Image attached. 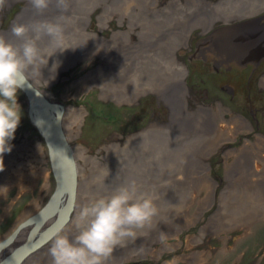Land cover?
<instances>
[{
    "label": "rangeland",
    "instance_id": "1",
    "mask_svg": "<svg viewBox=\"0 0 264 264\" xmlns=\"http://www.w3.org/2000/svg\"><path fill=\"white\" fill-rule=\"evenodd\" d=\"M127 1L130 3L122 11L113 0L93 1L85 24H76L77 14L71 12L68 19L72 24L68 21V28L75 31L67 33L64 28L62 41L66 38L64 42L87 45L74 47L69 43L72 47L58 55L49 39L42 41V51L56 54L29 74L47 96L63 103V128L72 123L73 128L65 131L82 174L83 204L91 197L108 195L134 182L158 207L152 225L138 231L135 237L147 235L153 242L131 246L129 238L114 250L125 246L132 250L111 256L109 261L264 264V207H259L264 201L250 203L256 200L258 185H264L256 184V177L251 178L253 172L264 180V115L260 111L252 113L264 103V92L259 86L260 90L254 92L246 80L241 83L243 77L239 74V81L235 64L225 67L233 64L234 57L205 49L211 45L209 39L230 30L237 19L218 17L208 25L188 23L190 27L186 29L185 23L169 20H183L185 10L192 4L204 10L203 0ZM210 2L207 0L209 6ZM28 6L29 0H5L0 8V32L10 30ZM84 29L94 38L82 42L80 38L88 36L79 33ZM108 47L112 48V59L104 54ZM205 50L212 53L206 54ZM124 52L128 53L126 59L122 57ZM174 59L184 68L182 110L186 121L191 120L182 130L179 126L185 121L180 116L173 120L172 107L166 108L157 93L161 89L158 86L164 88L168 80L167 67L163 65L168 66ZM101 70H107V75H101ZM243 71L248 73L247 68ZM133 80L142 87L133 88ZM228 82L236 87L233 94L222 88ZM17 102L22 118L10 141L12 151L4 154V171L0 172V239L36 212L55 186L46 144L30 123L27 98L20 89ZM200 106L207 111L196 112ZM256 119L258 129L254 127ZM234 124L243 126L233 128ZM181 144L187 150L182 163L190 166L186 173L170 164L173 153L165 148H179ZM161 149L163 164L156 158ZM241 158L247 168L252 167L248 174L241 167ZM149 163L152 172H146ZM80 209H72L57 232L63 229L74 234ZM162 212L174 218L171 228L168 225L163 229L171 221L167 223L168 217H162ZM32 225L23 226V239L18 244L26 240ZM51 239L46 242L49 248ZM48 256L52 259L49 252Z\"/></svg>",
    "mask_w": 264,
    "mask_h": 264
},
{
    "label": "clouds",
    "instance_id": "2",
    "mask_svg": "<svg viewBox=\"0 0 264 264\" xmlns=\"http://www.w3.org/2000/svg\"><path fill=\"white\" fill-rule=\"evenodd\" d=\"M51 2L30 0L38 13L47 10ZM56 2L58 7L66 9L65 0ZM4 4L5 0H0V8ZM11 33L19 43L0 35V172L4 171V154L12 151L10 141L22 118L18 89L27 81L30 70L35 72L46 65L53 55L45 56L39 41L47 37L49 45L60 50L63 28L52 22L32 27L14 24ZM158 213L153 199L141 193L134 182L108 195L91 197L75 218L76 232L69 234L61 229L52 237L51 264H108L114 249L127 239H134L138 231L150 227Z\"/></svg>",
    "mask_w": 264,
    "mask_h": 264
},
{
    "label": "bare ground",
    "instance_id": "3",
    "mask_svg": "<svg viewBox=\"0 0 264 264\" xmlns=\"http://www.w3.org/2000/svg\"><path fill=\"white\" fill-rule=\"evenodd\" d=\"M75 1H77V2L73 3ZM93 1H97V0H73V1L65 0L67 7H66V9H64L63 7L57 6L56 0H52V2L50 3L47 10H45L43 13H38L33 8L32 4L30 3V0H29V6L20 15V19H18L14 24H24V25H28L29 27H32V26H39V25L46 23V22L59 23V24H61L63 29L66 28L67 33H71V30H73V28H71V29L68 28V21H70L68 19V17H69L68 15L70 14V16H72L71 12H74L77 14L76 15V21H77L76 24L88 23L86 18L88 17V11L90 10L89 6L93 3ZM113 1L117 4L120 11H122L124 9L125 4L128 5L130 3V1H127V0H113ZM212 5L213 6H209V8H205L204 10H200L199 8L196 7L197 5L195 6L194 4H192V7L187 8L185 10L183 20L178 21V20H180V18H173L172 20H169V21H172V22L177 21L181 24L185 23L186 29L190 27V26H188L189 25L188 23H193V22H195L196 24L201 23L203 25H208V23H210L211 20L218 18V17H220L222 19H228L230 17H235V16H238V15L243 14L245 12H251L253 9H255L256 2H255V0H251V1L232 0L226 4L220 3V4H216V5L212 4ZM212 12H214V13H212ZM41 15H44L45 17L41 16ZM64 15H66V16H64ZM251 23L252 22H249V23L247 22V23H244V24H241L238 26H233V27H231L230 30H228V31L225 30L224 32H221V34H218L211 41V46L213 47V49L216 52H218V53L221 52L219 54L230 55L234 58L245 57V55H247L248 52L253 53L251 46L257 47V44L255 41L254 31H250L251 28H253V26H254ZM70 24H72L71 21H70ZM191 26L193 27L194 25H191ZM164 27H168V25H165ZM73 31H75V30H73ZM80 32L82 34H88V36H86L84 39L80 38L81 40H83L82 42H87L89 39L94 38L93 33H88L86 30L85 31L80 30L79 33ZM0 35H4L10 42L19 43L17 38L12 35L11 28L8 31L2 32V33L0 32ZM63 35L64 34H62V36ZM181 38L183 39V37H181ZM45 40H48V38L44 37L43 39H41L39 41V43L42 41H45ZM65 40H68V39L65 38ZM105 40L110 41L109 39H105ZM64 41H62V47L60 50L65 49V51H67L68 46L72 47L71 45H69V43L74 44V47H78L79 45H82V44L84 46L87 45L85 43L77 44V43H74L73 41L72 42L71 41L64 42ZM165 44H166L167 48L169 47L168 49H170V45L168 43H165ZM74 47L70 51H73ZM104 49L106 50L104 52V54L108 57L107 59H109V58L112 59V57L114 55L112 53V48L108 47V48H104ZM60 50L57 51V53H59L58 55H60V52H61ZM42 52L45 54V56L50 55V53L47 51H42ZM100 53L103 54L102 51ZM55 54L56 53H53V55H55ZM122 55L121 56L123 58H125L126 56H128V53L124 52V54H122ZM50 57H49V59H50ZM117 58L118 57L116 56L114 58V60H117ZM174 62H173V60H171L170 62H168V66H167V63L164 64L165 66L163 65L164 69H166L165 67H167L166 71L168 73V76H167L168 80H167L164 88L162 86H158L161 89L157 88V90L160 89L157 93L163 97L162 99H163V102L165 103L166 108L170 109L172 107L174 114H175L173 120H178L177 117L180 116L186 122V123L184 122L185 124L183 123L179 126L180 130H182L187 126L188 123H191V120L186 121L187 117L182 110V107H183L182 103H183V96H184V88L182 85V75H183L184 68H182L183 65L181 62H178L176 59H174ZM101 71H102L101 75H107V70L106 71L101 70ZM28 78L31 80V82L34 85L38 84L35 80H32V78H30L29 75H28ZM146 82L148 83V81H146ZM132 83L133 84H131V85L134 86L133 88H136L139 86L142 87V85L137 84L138 81H137V83H135V81L133 80ZM247 88H248V86H247ZM138 89L139 88H137L135 90H138ZM135 90H133V92H135ZM201 108H202V106L198 107V110L196 109L197 110L196 112L207 111V110L201 109ZM193 122H196V121L193 120ZM210 123L212 124V121ZM241 126H243V125L234 124L232 127L234 128V127H241ZM65 128L67 130L72 129L73 128L72 123L70 122L69 124L68 123L65 124ZM65 133H66V131H65ZM259 141H261V140L259 139ZM186 142L192 148L191 141L188 140ZM165 148L167 149L166 152L171 151V153H173L172 158L174 160H171L170 164L173 163L174 167H176L177 170H183L186 173L190 168V166L187 165L188 166L187 167L185 164L182 163V160L186 155V153H185L187 151L186 148L182 144L180 145L179 148L178 147L173 148L172 146L171 147L169 146V148H167V147H165ZM72 151H73L72 152L73 161L75 163L74 178H72V176L70 175V178H69L70 181L68 183V171L66 169L65 161H63V166L61 163V170H63L62 174H64V176H65V180H66L65 184L66 185H70L71 181L74 180L73 181V201H72L71 210L73 209L76 212L79 208H81L84 205L83 204L84 203L83 202L84 194H83V191H81V186L83 183V179L81 178L82 174L80 175V170L78 169V165H77L75 155H74V150L72 149ZM163 151L164 150H162V149L160 150V152L157 151L159 158H158V156L156 157L158 160H161V164H163L162 161L164 160V158L160 157L161 153H163ZM170 159H168V160H170ZM152 160H154L153 157H152ZM240 162H241V167H244L245 173L247 172V174H248L249 168H252V167L247 168V165H245L243 163L242 158H241ZM146 169H147L146 172H150V171L152 172V163L147 164ZM255 177H256V179H255ZM251 178L255 179V181H257L256 184H264V180L259 179V177L254 175L253 172H251ZM250 181H251V179H250ZM90 185H92V184H90ZM254 193H256V200L254 202H250L251 204L256 203V205H257L259 199L264 201V185H258V187L256 188V191ZM64 202H65V200H64ZM261 206L264 207V205L260 203L259 207H261ZM52 215L45 216V219L41 222V225L39 227V231L42 230L44 228V226L47 227L51 221L53 222L56 220V217H57V216H55L56 214L54 213ZM162 217H168L166 219L167 223H168V221H171L169 224H166L165 226H163V229H166V227H168V225L170 227L171 223L174 221L173 220L174 218L172 219L170 217V215H168L165 212H162ZM22 218L23 217H21L20 219H22ZM68 218H69V216L66 218V220H64L63 223L60 224V226L48 238H46L41 244H39V246H37V248H35L34 250L27 253L26 255H24L19 260H17L16 257L14 258V257H12V255L10 256V253L7 254V252L13 251V249L20 246L22 243L24 244V241L21 242L20 244H18V242H20L23 239V232H24L23 226L26 225V224H24L15 232L13 237L6 244H4L2 247H0V262H2L6 258L3 264H36V261H39V264H51L52 259H50V257L48 256L49 247L46 246V244H47L46 242L49 241V239H51L52 236H54V234L57 232V230L59 228L64 227ZM41 226H43V227L41 228ZM152 238L158 239L156 236H154ZM1 239H0V241H1ZM130 241H131V246L135 245L136 243H137V245H140V244H145L146 242H149V243L153 242V241H151V238H148L147 235H146V237H141L139 239L130 238ZM14 245H17V246L15 247ZM36 249H39V250L37 251ZM129 250H132V249L128 246H125V247L121 248L120 250H114L112 256H118V255L121 256L124 254V252H129ZM131 252H133V251H131ZM108 264H114V260H112L111 262L109 261Z\"/></svg>",
    "mask_w": 264,
    "mask_h": 264
},
{
    "label": "water",
    "instance_id": "4",
    "mask_svg": "<svg viewBox=\"0 0 264 264\" xmlns=\"http://www.w3.org/2000/svg\"><path fill=\"white\" fill-rule=\"evenodd\" d=\"M20 90L27 98V114L30 122L38 129L46 144L55 186L48 199L36 212L19 223L11 233L1 239L0 247L6 244L21 226L29 223L33 224L24 244L22 243L10 252V256L16 257L17 260L37 248L69 216L73 201L74 180L71 181L70 185L65 184L66 180L64 174H62L61 163L62 166L63 161L66 163L68 183L70 175L74 178L75 173V163L72 155L73 147L63 128V103L51 99L37 85H34L29 78L22 84ZM54 213L57 216L56 220L39 231L45 216H50ZM5 259L0 264H3Z\"/></svg>",
    "mask_w": 264,
    "mask_h": 264
},
{
    "label": "flooded vegetation",
    "instance_id": "5",
    "mask_svg": "<svg viewBox=\"0 0 264 264\" xmlns=\"http://www.w3.org/2000/svg\"><path fill=\"white\" fill-rule=\"evenodd\" d=\"M210 1H211L210 2L211 3L210 6H213L212 4H214V5H216L218 3L219 4L220 3L226 4V3H229L232 0H217V1L210 0ZM244 1H251V0H244ZM255 2H256L255 9H253L251 12H245L243 14H240V15L235 16V17H230L228 19H233V18L237 19L232 24L231 27L236 26V25L238 26V25H241V24H244V23H247V22L248 23L252 22L251 24H253L254 26H253V28H251L250 31H254L255 41H256L257 47L256 46H251L252 50H253V53L248 52V54L245 55V57L239 58L240 62L238 60H236L235 58H233L231 60V62L233 64H229V65L227 64L225 67L228 69L229 67H232V65L235 64L236 67H237L236 76L238 77L239 81H241L240 76L243 77L241 83H243V81L246 80V83H248V85L250 87H252L251 90H254V92H258L260 90L259 87L262 88L263 89L262 91L264 92V0H255ZM203 3H204L205 8H209V4L207 3V0H203ZM224 20H227V19H224ZM210 23H212V21ZM221 27H223V26H221ZM221 27L219 26V28H221ZM5 29H7V28H5ZM219 34H221V33L219 32ZM209 43H211V39H209ZM205 49H209V50H212V52L213 51L215 52V50L213 49V47L211 45L206 46ZM209 50H205L206 54L209 53V52L212 53ZM205 55H202L200 57L205 59V57H206ZM241 60H244V61H241ZM221 65L222 64H220L219 66H221ZM245 65H247V66H245ZM217 67H218V65H217ZM217 67L215 65L214 69H217ZM245 68L248 69V73L246 75L244 74V71H243ZM255 73H256V75H255ZM239 74H240V76H239ZM253 75H255L256 78ZM251 80H252V83H251ZM222 88H224L226 91L227 90H229V92L231 91L232 92L231 94H233L236 87L233 84H230L228 82V83L222 84ZM247 97H250V96L246 95V98ZM254 98H256V96H254ZM254 98L251 97V100L254 99ZM262 107L264 108V103L257 105L253 109L254 111L252 113H254L255 111H256V113H258V111H260V113L262 115H264V109H261ZM249 124L252 125L251 123H249ZM254 127L256 129H258V127H259L257 119H256ZM28 235H29V233H28Z\"/></svg>",
    "mask_w": 264,
    "mask_h": 264
}]
</instances>
